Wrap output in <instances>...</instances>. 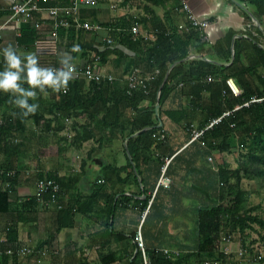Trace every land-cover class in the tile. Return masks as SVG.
<instances>
[{
  "label": "crops",
  "instance_id": "1",
  "mask_svg": "<svg viewBox=\"0 0 264 264\" xmlns=\"http://www.w3.org/2000/svg\"><path fill=\"white\" fill-rule=\"evenodd\" d=\"M253 1L255 0H154L149 3L145 0H98L95 7H79V20L82 23L99 26L95 33H91L73 26L55 30L53 23L46 20L43 13L37 14L35 24L22 21L8 23L11 0H0V27L4 26L1 30L0 56H3V48L12 46L22 58L29 53L36 54L41 67L60 68V61L69 56L71 64L81 67L94 51H104L108 41H111L109 45L112 46L109 48L116 46L113 34L120 33L126 22L136 21L132 26L137 25L141 37L146 36L149 41L157 33L156 29L177 27L180 30L179 25L184 26L181 32L189 33L193 30L198 35L200 41L191 45L189 59L187 57L177 61L169 69L185 61H203L211 66L226 68L235 62L238 48L245 57L244 67L264 76L261 60L258 58L259 51L264 52V15H258L257 7L251 3ZM71 4L72 0H47L45 3L40 1L38 5L65 7ZM183 4L197 20L206 21L208 27H192L183 11L176 9ZM105 24H112V27L104 26ZM30 26L36 32V41L28 49L19 48L16 39L20 37L22 30ZM215 44L216 49L213 48ZM73 47L79 50L73 52ZM120 51H123V57L111 54L107 63H100L105 73L118 78L110 85L112 88L125 87L120 78L135 68L134 53L122 48ZM228 51L230 56L225 61ZM139 70L142 76H146L144 68ZM215 81L218 82L219 79ZM203 83L207 84L205 80ZM189 90V86L184 87L179 83L170 92L159 107L161 115H155L159 124L157 126L162 128L166 141L151 148L148 160L138 161L137 166L132 165L131 168L127 138L122 139V133L129 129L134 115L131 110L123 109L121 117L113 112L105 125L100 123L106 114L105 106L97 101L87 105L84 111L81 107L70 110L68 123L65 120L59 121L57 125L51 124L49 133L41 132L40 126L37 128L28 123V133L21 148L10 154L7 152L4 156L0 154L2 165L8 164L0 170L19 171L17 179L12 178L15 181L12 184L13 192L8 194L10 209L0 213V241H5L0 245V250L10 249L14 253L24 248L38 250L37 257L19 256L20 264H100L97 249L104 246V239H109L105 231L108 229L119 234L122 241L112 243L104 249L103 254L115 251L119 259L115 264H127V250H134L132 239L140 229L147 249L166 248L179 251L180 254L196 251L199 243L198 213L215 207L218 202V156L201 147L198 142L189 143L188 133L183 129L184 123L176 124L164 115L165 111L187 109L189 116L197 115L198 120L193 125H198L202 121L201 116L209 110L211 93L201 92L198 94L201 99H193ZM224 91L226 88L221 90V96ZM184 93H187L186 96ZM81 94L92 102L95 98L102 97L92 91L88 82H85ZM106 97L109 98L110 95ZM39 98L44 113H48L51 105L59 101L58 92L52 90H47ZM191 99L195 102L193 107L188 103ZM142 106L148 107L149 102ZM237 107L239 106H235L233 110H237ZM2 111L1 106L0 117ZM112 123L114 125L110 126ZM58 127H64V130L59 135H52ZM76 132L84 135L76 138L77 141L91 134L93 136L86 141L72 143L69 139L75 137ZM51 136L54 139L51 143L45 140ZM49 149L54 150V153L48 152L52 157L47 156L46 151ZM89 150L95 151L87 158ZM71 151L75 152L73 158L70 157ZM168 158H172L166 172L171 184L166 188L157 184L164 161ZM84 160L87 176H77ZM103 167H108L107 171ZM114 167L122 168L120 176H114L111 170ZM25 172H30V175L26 176ZM46 173H55L56 177L64 180L59 199L63 205L68 201H75L79 195L82 198L90 197L95 191L94 183L102 184L103 190L98 201L100 212L95 210L85 215L67 214L39 203L36 209L25 206V202L35 195L38 175ZM123 179H126L125 182H122ZM111 193L115 195V199L112 215L109 216L106 204ZM59 227L62 229L59 230ZM11 231H16L17 238L14 243L9 244L6 239L7 235L13 236ZM99 232L102 235L98 239L95 235ZM240 245L242 240H234L231 248L236 250ZM41 252H46V255L42 256ZM109 259L110 256L105 258L106 261Z\"/></svg>",
  "mask_w": 264,
  "mask_h": 264
},
{
  "label": "trees",
  "instance_id": "2",
  "mask_svg": "<svg viewBox=\"0 0 264 264\" xmlns=\"http://www.w3.org/2000/svg\"><path fill=\"white\" fill-rule=\"evenodd\" d=\"M145 1L151 3L154 0ZM251 3L257 7L258 15H264V0H255ZM134 23L136 21L126 22L122 25L123 29L120 33L113 34L116 46L109 48L112 46L105 44L106 49L104 51L97 49L94 52L99 56L101 65L107 63V58L111 54L123 57V51H120L121 48L134 53L135 68H144V74L154 75L152 80L147 82L146 88L138 87L134 90H129L126 86L112 88L109 84L88 82L92 91L98 93V96H102L98 99L95 98L93 100L94 102H92L85 95L81 94V90L84 89L86 81L84 79H76L71 82L67 94L63 95L58 92L59 101L57 104L51 105L48 113H44L41 110L39 97L43 93L37 90V99H30L29 103H37L39 108L34 115H29L28 117H22L20 115L21 110L12 103L14 97L10 94L0 92V107H3L0 117V154L2 153L4 156L7 152L10 154L21 148L22 141L26 139L28 133V123L34 124L37 128L40 126L41 132L49 133L51 131V124L57 125L59 121H65L71 117L70 110L81 107L84 111L87 105L101 101L105 106L106 114L100 123L105 124L107 118L113 112L114 114H119V117L123 115V109L134 112L130 120L129 129L122 133V139L127 138L126 145L131 156L129 168L132 165L137 166L138 161L148 160L151 148L153 146L158 147L166 141V136L162 128L157 127L158 120L154 113L157 91L169 67L177 61L186 59L190 55L191 45L200 40L193 30L187 33V31L181 32L177 27L167 29L163 27L162 29H156L158 31L153 36V40L145 41L141 36L134 37L132 35L131 26ZM104 26L112 27V24H105ZM36 37L34 27L30 26L22 30L20 37L16 39L17 46L28 49L36 41ZM213 48L216 49L217 44ZM226 53L227 55L224 57L225 61L230 56L229 51ZM259 53L258 58L261 60L260 64L264 70V52L259 51ZM244 59L245 57L241 50L236 48L235 62L226 68L211 66L203 61H191L190 63H187L189 61H185L171 69L167 81L160 92V106L179 83L184 87L189 86V93L193 99L194 97L201 99V97L198 98V94L201 92L211 93V99L208 101L210 106L209 110L205 112L204 116H201L202 121L197 123L198 125L196 126L193 123L198 120L197 115L189 116L187 109L165 111L164 115L176 124L184 123L183 129L189 131L191 129L201 130L213 118L221 116L224 112H230L227 117L222 119L220 124L204 133L202 140L205 146L203 148H206L221 158L226 154H230L233 150L238 149L240 153H238L234 168H231V165L224 160H220V162L218 159L216 160V175L218 176L219 184L218 202L215 207L203 209L198 213L197 231L199 243L197 250L190 253H181L178 257L164 258L156 254L154 250L148 249L151 264H205L209 260H224L222 254L217 250L222 233L228 230L236 232L242 239V245H244L248 239L247 231L255 232L256 229L254 226L260 230H264V218L256 214V211L262 209L264 205V196H262L264 194V76L257 75L253 69L244 67ZM4 67V57L0 56V71H3ZM156 70L158 74H154ZM208 76H212L215 80L219 79V81L214 80L211 83L204 84L203 80L206 82ZM228 78H233L240 86L242 94L239 97H234L229 92H225V94L229 93L226 94L228 97L226 95V97L221 96V90L225 88V80ZM22 86L28 88L26 83H23ZM186 94L184 93L183 95L186 96ZM106 95H110V97L108 98ZM193 99L188 102L192 107L195 105ZM259 99L261 101L243 106V104L249 101ZM145 102H149L148 107L142 106ZM235 106H239L240 108L234 111ZM159 115H161L160 110ZM116 117L118 116L116 115ZM112 125L114 123L110 124V126ZM63 130L64 127H58L56 131L52 132V135H59ZM141 130L143 131L139 135L129 138ZM80 135L82 136L83 134L76 132L75 137H72L69 141L72 143H80L93 136L91 134L90 136L82 138L81 141H77ZM64 136L68 140V137L66 135ZM94 151L89 150L87 158H90V155ZM98 159L101 160L100 157ZM2 162L0 156V168L8 165L6 163L2 165ZM85 167L86 161L84 160L80 164L78 170L80 173L77 176H87L85 174L88 173V170ZM103 169L107 171L108 167H103ZM111 170L114 176H120L119 173L123 171L122 168L115 167L113 169L111 168ZM2 171L5 173L8 172L5 169H2ZM15 172L14 180L17 179L19 171L16 170ZM4 176L6 174L0 175V213L4 211L8 212L10 209L8 189H4V184L7 179ZM38 176L39 179L43 177L54 179L59 184L61 191L64 188V180L56 177L57 175L55 173L39 174ZM14 180H9L11 192L14 189V185L12 186L15 182ZM125 180L123 179L122 182H125ZM252 182L258 187V190L256 188L255 191L251 188ZM102 187V184L96 185L94 183L95 191L90 197L82 198L79 195L75 201H68L66 205L58 202L56 204H49V207L52 206L57 212L67 214L80 213L85 215L95 210L100 212L101 208L99 207L98 201L103 190ZM252 195L263 198L262 202L256 205L248 204ZM114 199L115 195L111 193L109 202L106 204L109 210V216L112 215ZM24 205L31 209H36L38 202L35 196H33ZM60 229L62 228L59 227ZM105 231L109 239H104V246L101 245L97 249L99 262L100 264H115L119 260L116 252L110 251L104 255L103 251L105 248L110 247L112 243L122 241L119 239L122 237L113 231H108V229H105ZM11 233L13 236L10 237V235H7L6 239L9 244L14 243L17 238L16 231H11ZM101 235L99 232L95 237L99 239ZM260 239L264 241V236H260ZM33 251L29 255H35L37 257L38 254L36 252L38 250ZM127 254L129 255L126 261L127 264L141 263L140 254H135V245L134 250H127ZM108 256H110V259L106 261L105 258ZM18 257L19 255L16 253H13L11 256L1 254L0 264H20Z\"/></svg>",
  "mask_w": 264,
  "mask_h": 264
},
{
  "label": "built area",
  "instance_id": "3",
  "mask_svg": "<svg viewBox=\"0 0 264 264\" xmlns=\"http://www.w3.org/2000/svg\"><path fill=\"white\" fill-rule=\"evenodd\" d=\"M46 2L47 0H11L9 4V12L10 18L9 22H25L35 24L37 21V14L43 13L45 14V19L51 21L54 25V29L57 28H69L73 26L76 29L95 33L98 29V25H90L89 23H82L79 20V7H95L97 6L98 0H72V4L69 6L62 7H44L39 6V2ZM177 11L182 10L186 16L187 21L190 25L197 29H205L208 27V23L206 21H199L192 14H190L186 5H181V7L176 8ZM4 26L0 27V42L2 41L1 30ZM178 28L182 30L184 28L183 25H179ZM131 33L134 37L141 36L138 26L134 25L131 27ZM145 41H149L150 39L146 36L142 37ZM153 38V37H152ZM111 44V41H108ZM73 65V64H72ZM75 69V76L69 82L67 92L69 90V86L73 80L76 79H84L86 82H92L95 84H114L118 78L113 74L105 73L101 69L100 59L96 53H92L86 60V63L81 66L73 65ZM154 74H158L156 70ZM153 74H147L146 76H142L141 71L138 68H133L126 74L122 75L120 78L124 81L126 87L129 90H134L138 87L146 88V84L148 81L152 80ZM214 79L212 77H208L206 79L207 83L213 82ZM225 88L226 91L223 92V96L225 92H229L234 97H239L242 94V90L237 82L233 78H228L225 80ZM64 91L60 93L65 95L67 94ZM259 100H252L245 103L243 106H247L250 103L258 102ZM239 107H237L238 109ZM230 112H224L221 116L213 118L205 128L201 130L191 129L187 131L189 136V143L198 142L201 147H204L205 144L202 140L204 133L213 128L214 126L220 124L223 118L227 117ZM1 123V121H0ZM66 123L67 119H66ZM163 138V137H162ZM172 158L165 159L164 165L162 167L161 176L158 180V186H163L168 188L171 184V179L166 174L167 168L171 162ZM208 161H211V158H208ZM6 174L5 179L7 181L4 184V189H8V194H12L11 188L9 186L13 177H15V171L3 172L0 171V175ZM26 176L30 175V172H25ZM35 198L40 205L49 206V204H56L59 202L61 197V189L59 184L54 179H49L46 177L40 178L36 181L35 184ZM240 239L239 234L233 232L232 230H228L221 234L220 240L218 243L217 250L222 254L224 260H209L206 261L205 264H261L262 260H264V250L263 246L259 244V241L254 243L246 242L244 245H240L236 250L231 248V244L234 240ZM133 244L135 245V254L139 253L141 257L140 264H151L150 257L148 255V249L145 245L142 232L138 229L133 236ZM4 240L0 241V245L4 244ZM156 254L161 255L164 258H172L178 257L180 255L179 251L170 250L166 248H153ZM14 252L10 249L0 250V255L5 254L11 256ZM31 253V250L26 248L21 249L16 253L20 257L27 256ZM52 253V252H51ZM41 255H46V252H41Z\"/></svg>",
  "mask_w": 264,
  "mask_h": 264
},
{
  "label": "clouds",
  "instance_id": "4",
  "mask_svg": "<svg viewBox=\"0 0 264 264\" xmlns=\"http://www.w3.org/2000/svg\"><path fill=\"white\" fill-rule=\"evenodd\" d=\"M73 47L72 51H78ZM4 70L0 71V92L10 94L14 99L12 103L21 110L22 117L34 115L39 105L29 103L37 99V90L46 93L48 89L54 92H67L69 82L74 79L75 69L70 62V56L60 61V68H45L39 65L36 54L29 53L21 57L15 48H3ZM23 83L28 88L22 86Z\"/></svg>",
  "mask_w": 264,
  "mask_h": 264
},
{
  "label": "rangeland",
  "instance_id": "5",
  "mask_svg": "<svg viewBox=\"0 0 264 264\" xmlns=\"http://www.w3.org/2000/svg\"><path fill=\"white\" fill-rule=\"evenodd\" d=\"M45 140L48 141V142L50 141V143H51L52 140H54V139H52V136H51V137L45 138ZM48 152L54 153V150L53 149H49V150L46 151V153H48ZM74 153H75L74 151H71L70 152V157L73 158L74 157ZM238 153H240V151L238 149L237 150H233L230 154L222 156L223 158L218 156L217 159L219 160V162H220V160H224V161L228 162L231 165V168H234L236 166V160H237ZM47 156L48 157H52L53 155H49V153H48ZM251 185H252L251 188L253 190L256 191V188L258 190V187H256L254 185V182H252ZM262 196H264V194ZM262 200H263V198L258 197L256 195H252L250 197V199H249L248 204L256 205L257 203L262 202ZM256 214H258L259 216L264 218V205H263L262 209L256 211ZM254 228L256 229L255 232L247 231L248 239L245 241V243L246 242L247 243L248 242L254 243L256 241H259L260 242L259 244H261L263 246V250H264V241L262 239H260V236H264V230H260L256 226H254ZM237 240H242V239L240 238V239H237Z\"/></svg>",
  "mask_w": 264,
  "mask_h": 264
},
{
  "label": "water",
  "instance_id": "6",
  "mask_svg": "<svg viewBox=\"0 0 264 264\" xmlns=\"http://www.w3.org/2000/svg\"><path fill=\"white\" fill-rule=\"evenodd\" d=\"M188 59H189V57L187 58V60H188ZM170 71H171V69H169V70L167 71V73L165 74V76H164V78H163V81H162V83H161V85H160V87H159V89H158V91H157L156 104H155V107H154V113H155L156 116H158V113H159V107H160V104H159V100H160V92H161V90H162L164 84H165L166 81H167V78H168V75H169ZM158 119H159V118H158ZM160 124H161V123H160ZM158 125H159V124H158ZM157 127L159 128V126H157ZM144 130H145V129H144ZM142 131H143V130H141V131L135 133L133 136H137V135H139ZM133 136H130V137H133ZM128 156H129V154H128ZM96 162H97V161L95 160V163H96Z\"/></svg>",
  "mask_w": 264,
  "mask_h": 264
}]
</instances>
